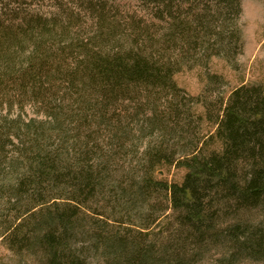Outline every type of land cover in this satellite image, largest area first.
Masks as SVG:
<instances>
[{"label": "trees", "instance_id": "1", "mask_svg": "<svg viewBox=\"0 0 264 264\" xmlns=\"http://www.w3.org/2000/svg\"><path fill=\"white\" fill-rule=\"evenodd\" d=\"M145 1L169 19L159 41L163 53L130 43L98 6L90 10L104 32L75 53L74 46L59 48L56 60L53 43L69 25L35 16L18 24L0 19V101L9 102L0 107L25 98L46 115L24 121L0 114V165L10 166L0 176V240L32 254L26 264H90V251L101 264H191L209 245L224 247L218 264L264 261V87L234 88L213 116L203 103L215 125L203 136L201 116L190 108L195 98L181 95L173 78L178 64L166 53L194 43L189 25L179 21L182 3L211 2L225 11L223 26L225 14L240 12V0ZM117 38L129 45L113 44ZM26 50L16 66L15 55ZM57 60L71 63L60 69ZM130 103L150 114L141 117V139L124 131L139 117H129ZM213 138L219 148L207 149ZM161 165L184 169L182 180L154 178ZM95 198L105 204L96 216Z\"/></svg>", "mask_w": 264, "mask_h": 264}, {"label": "rangeland", "instance_id": "2", "mask_svg": "<svg viewBox=\"0 0 264 264\" xmlns=\"http://www.w3.org/2000/svg\"><path fill=\"white\" fill-rule=\"evenodd\" d=\"M194 4L182 3L180 8L184 12L179 17L180 22L189 25L191 41L194 43L186 44L180 51L168 49L166 53L178 64L173 78L181 95L195 98L189 107L194 114L201 116L198 119L201 135L208 136L214 132L215 125L207 119L205 115L207 110L203 103L208 104V114L213 116L217 114L220 105L224 106L234 88L240 85L264 87V0H240V12L237 14L231 10L230 13L225 14L228 22L223 25L224 27L221 22V11L225 12L224 10L215 8L211 2L205 4L207 5L205 7ZM96 6H98L99 16L106 17L104 22H115L119 25V29L131 38L130 43L136 39L142 49L148 46L150 50L163 53L159 41L165 33L170 31L169 19L167 16L159 17L156 14L159 6L147 3L145 0H0V19L5 25L18 24L24 16H35L48 22L58 19L69 25L68 33L62 39L58 37L57 42L53 43L52 53L56 60L61 57L59 48L67 46L70 50V47L74 46L71 51L75 53L81 42L104 32L100 29L99 16L93 17L90 10ZM194 16L199 20L198 23L194 21ZM67 19L70 22L66 21ZM223 29L225 31L219 38L217 32ZM116 40L118 41L113 44L129 45V41L125 42V39L117 38ZM92 43H95L93 39ZM150 50L147 49V52ZM27 53V50L17 52L16 66L26 61L29 56ZM70 63L69 60L64 62L57 60L56 66L64 69ZM52 83L59 85L61 82L55 80ZM16 96L17 94H14V97ZM4 100L0 103H9ZM15 100L17 104L14 103L11 107L7 105L0 107V114H5L9 118L21 116L24 121L46 119L45 113L32 104L31 100L17 97ZM138 107V103L128 104L129 117L132 114H138L139 117L131 119L128 122L130 124L126 125L125 122L123 126L125 132L131 135L137 132V137L141 139L143 137V134L139 132L142 124L141 117L146 114L142 116ZM149 115L148 113L146 117ZM192 121L195 122V119ZM137 137L134 144H137L139 140ZM132 138L129 139L132 140ZM105 141L106 138L100 140L104 149H106ZM125 142L126 147L128 143L132 147L133 141ZM206 146L207 149L219 148L214 138L210 139ZM143 147L144 145H140L137 148L139 154ZM129 158L127 157L128 160L123 162L126 172L129 170ZM9 167L6 163H2L0 176L6 173ZM157 169L154 178L168 182H180L184 175V169L173 165H161ZM91 204L95 208L90 211V215L96 216L101 211H105V204L99 199L95 198ZM223 249L221 245L206 246L196 255L191 264H218V260L225 256ZM31 255L26 250L20 253L13 252L0 240V264H26L31 260ZM87 256L90 264H101V259L94 251H90ZM240 264H264V261L245 260Z\"/></svg>", "mask_w": 264, "mask_h": 264}]
</instances>
